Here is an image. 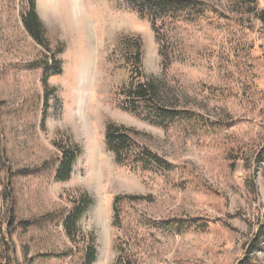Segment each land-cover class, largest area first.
Returning a JSON list of instances; mask_svg holds the SVG:
<instances>
[{
  "label": "rangeland",
  "instance_id": "obj_1",
  "mask_svg": "<svg viewBox=\"0 0 264 264\" xmlns=\"http://www.w3.org/2000/svg\"><path fill=\"white\" fill-rule=\"evenodd\" d=\"M75 1L36 0L61 66L44 86L50 60L22 26L25 1L0 0V264H82L89 241L92 264H264V0H199L209 11L157 33L127 0ZM141 79L163 86L171 110L217 124L128 111L122 89ZM110 122L172 168L117 165ZM66 144L80 153L57 182ZM80 194L91 203L68 238L60 218Z\"/></svg>",
  "mask_w": 264,
  "mask_h": 264
},
{
  "label": "trees",
  "instance_id": "obj_2",
  "mask_svg": "<svg viewBox=\"0 0 264 264\" xmlns=\"http://www.w3.org/2000/svg\"><path fill=\"white\" fill-rule=\"evenodd\" d=\"M24 1L26 3L25 9L20 16L22 26L28 36L47 53L45 54L47 58L50 52L55 54V51L51 50L44 28L37 16L36 0ZM127 5L137 14L147 16L155 33L168 23L174 25L182 21L192 22L206 11H209L208 7L199 0H127ZM258 15L259 20L263 21L264 12H260ZM156 40L160 45L159 53L162 57L164 42H167V40L160 39L159 35H157ZM130 45L131 52L129 53L133 58L136 68L135 75L140 79L143 58L142 44L140 39H134L131 40ZM53 58V56H50L49 59H46V61L50 60V71H48L49 73L46 72L42 79L44 86L47 85L50 76H58L61 74L60 62ZM44 65L47 66L48 63L45 62ZM162 90L163 86L159 82H155V80H137L135 83L129 84L122 89L125 107L131 112H134L136 109L145 111L148 119L155 121L158 125H170L176 121H188L192 119H194L195 122H200L202 126L205 127H213L217 124L202 123V119L191 117L190 112L183 108L182 110L176 108L171 110L165 98L161 96ZM136 135L137 133L133 129L126 128L123 125H117L113 122L106 125L104 134L105 143L108 150L113 154L115 163L120 166L139 168L144 171H169L172 166L154 154L149 148L138 143ZM3 151L4 150H2L0 155L2 159H4ZM59 151L60 154L56 160L57 169L54 178L57 182H65L71 175L80 150L77 146L66 144L60 146ZM128 198L132 199V197ZM90 203L91 200L86 194H80L70 202V210L66 215L60 218L61 227L68 238H73L79 233L78 223L87 211ZM181 223L180 221H176V226L172 225L174 227L173 229L179 231V227L183 225ZM186 223L191 226L194 222L186 221ZM37 224H40V222H37ZM82 255V264H92L95 261L96 251L92 241H89V243L84 246ZM61 256L64 255L48 256V254H46L43 255L42 258H60ZM246 263L250 264L246 259L239 261V264Z\"/></svg>",
  "mask_w": 264,
  "mask_h": 264
},
{
  "label": "bare ground",
  "instance_id": "obj_3",
  "mask_svg": "<svg viewBox=\"0 0 264 264\" xmlns=\"http://www.w3.org/2000/svg\"><path fill=\"white\" fill-rule=\"evenodd\" d=\"M74 5H75V7H77V5H78L77 0L74 2ZM74 9H75V8H74Z\"/></svg>",
  "mask_w": 264,
  "mask_h": 264
}]
</instances>
